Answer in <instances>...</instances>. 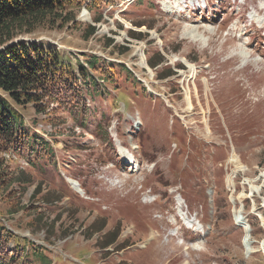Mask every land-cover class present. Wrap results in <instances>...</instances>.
Returning <instances> with one entry per match:
<instances>
[{"label":"rangeland","instance_id":"1","mask_svg":"<svg viewBox=\"0 0 264 264\" xmlns=\"http://www.w3.org/2000/svg\"><path fill=\"white\" fill-rule=\"evenodd\" d=\"M76 15L22 40L56 46L75 69L93 57L115 66L120 91L88 99L86 122L16 108L55 157L7 156L8 252L35 246L49 264H264V0H107ZM167 67L175 74L158 79Z\"/></svg>","mask_w":264,"mask_h":264},{"label":"trees","instance_id":"2","mask_svg":"<svg viewBox=\"0 0 264 264\" xmlns=\"http://www.w3.org/2000/svg\"><path fill=\"white\" fill-rule=\"evenodd\" d=\"M107 0H0V187L7 190L17 183L9 166L7 156L21 159L54 158L52 143L25 128L19 110L31 107L36 115L47 113L67 114L74 123L86 122L91 114V103L108 97L109 84L116 86L122 70L115 66L99 64V58H91L84 66L77 68L56 46L22 40L42 30H63L74 25L77 12L82 7L91 12L94 6ZM99 4V5H98ZM100 19L97 20V22ZM87 38L96 33V27L88 26ZM164 59L148 64L155 69ZM94 70L98 76L90 74ZM126 79L131 72L124 70ZM175 74L170 67L158 73V79H167ZM145 95L147 92L143 90ZM90 99V100H88ZM18 108L19 110H16ZM37 119L33 120L36 124ZM37 125V124H36ZM97 129L100 127L95 126ZM103 128L108 136L109 128ZM57 146V145H55ZM104 226L97 229L101 233ZM110 234H113L110 237ZM106 246L115 244L118 236L106 232L101 237ZM17 237L0 225V264L39 263L49 264L41 250L33 247V254H26L25 248L18 255L8 252L9 244Z\"/></svg>","mask_w":264,"mask_h":264},{"label":"bare ground","instance_id":"3","mask_svg":"<svg viewBox=\"0 0 264 264\" xmlns=\"http://www.w3.org/2000/svg\"><path fill=\"white\" fill-rule=\"evenodd\" d=\"M204 7H206V3H204ZM169 8V6L167 5V9ZM260 24H264V22H259ZM202 38V36H200L199 35V38ZM194 38H196L195 36H194ZM197 39V38H196ZM197 41V40H196ZM242 53H246V52H242ZM247 55H248V53H246ZM242 57H244L243 55H241ZM249 56V55H248ZM244 58H247V57H244ZM197 76V73H194L193 72V77H196ZM126 154V153H125ZM126 156L124 155V158H125ZM128 158V157H127ZM71 185H72V187H73V189H75L76 191L77 190H79L80 189V187H79V185L75 182V181H71ZM178 204H181V201H179L178 200ZM240 221V220H239ZM191 221H189V223H190ZM197 230H203V229H197ZM202 233V231H200V233L199 234H201ZM247 238H248V236H247ZM245 241H248V240H245ZM262 247H263V249H264V243L262 244Z\"/></svg>","mask_w":264,"mask_h":264}]
</instances>
